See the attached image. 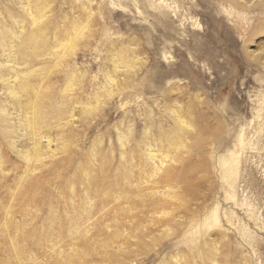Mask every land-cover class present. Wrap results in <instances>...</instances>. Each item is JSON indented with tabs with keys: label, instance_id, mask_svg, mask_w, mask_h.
I'll use <instances>...</instances> for the list:
<instances>
[{
	"label": "rangeland",
	"instance_id": "374dc122",
	"mask_svg": "<svg viewBox=\"0 0 264 264\" xmlns=\"http://www.w3.org/2000/svg\"><path fill=\"white\" fill-rule=\"evenodd\" d=\"M0 264H264V0H0Z\"/></svg>",
	"mask_w": 264,
	"mask_h": 264
},
{
	"label": "bare ground",
	"instance_id": "6f19581e",
	"mask_svg": "<svg viewBox=\"0 0 264 264\" xmlns=\"http://www.w3.org/2000/svg\"><path fill=\"white\" fill-rule=\"evenodd\" d=\"M238 5H243V4H240V1H239ZM163 11H166V9H164ZM116 66H119V65L117 64ZM184 122H182V123H184ZM237 162L238 161L233 154H232V156L227 157L226 159L223 160V168H224L223 176L227 180V182H229L230 184L233 182V176L236 172V163ZM210 218H211V221H209V223L212 222L211 224H214L215 222H218L220 220V216L218 213V207L217 206L214 207L212 212L210 213Z\"/></svg>",
	"mask_w": 264,
	"mask_h": 264
}]
</instances>
